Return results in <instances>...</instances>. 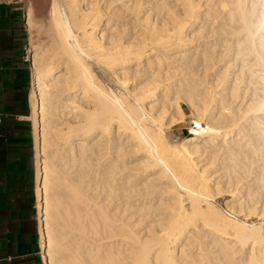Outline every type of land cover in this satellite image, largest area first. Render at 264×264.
Returning <instances> with one entry per match:
<instances>
[{
  "label": "bare ground",
  "instance_id": "1",
  "mask_svg": "<svg viewBox=\"0 0 264 264\" xmlns=\"http://www.w3.org/2000/svg\"><path fill=\"white\" fill-rule=\"evenodd\" d=\"M25 19L43 264H264V0Z\"/></svg>",
  "mask_w": 264,
  "mask_h": 264
},
{
  "label": "crops",
  "instance_id": "2",
  "mask_svg": "<svg viewBox=\"0 0 264 264\" xmlns=\"http://www.w3.org/2000/svg\"><path fill=\"white\" fill-rule=\"evenodd\" d=\"M24 9L0 0V264H43Z\"/></svg>",
  "mask_w": 264,
  "mask_h": 264
},
{
  "label": "rangeland",
  "instance_id": "3",
  "mask_svg": "<svg viewBox=\"0 0 264 264\" xmlns=\"http://www.w3.org/2000/svg\"><path fill=\"white\" fill-rule=\"evenodd\" d=\"M24 12L31 8L33 11V21L36 24V30L34 31L33 37L36 44H44L47 41V37L45 34L46 22L48 19V11L50 7V0H23L22 4L20 5ZM27 28V27H26ZM27 32V31H26ZM30 35L27 32V53H26V60L28 64H30L28 56L30 54V47L29 45ZM30 67V65H29ZM31 73V67H30ZM183 111L186 115L185 121L182 124L172 126L169 131V135L172 139L175 138H182L188 135V127L190 123V113L185 105H182ZM177 140V139H175Z\"/></svg>",
  "mask_w": 264,
  "mask_h": 264
},
{
  "label": "built area",
  "instance_id": "4",
  "mask_svg": "<svg viewBox=\"0 0 264 264\" xmlns=\"http://www.w3.org/2000/svg\"><path fill=\"white\" fill-rule=\"evenodd\" d=\"M4 1H7V2L13 3V4H17V5H21L23 0H4ZM0 123H1V115H0ZM187 131H188V134H189L190 133L189 130H187Z\"/></svg>",
  "mask_w": 264,
  "mask_h": 264
}]
</instances>
